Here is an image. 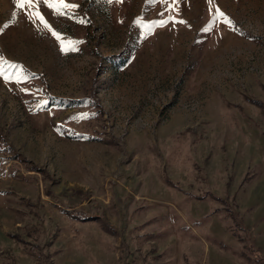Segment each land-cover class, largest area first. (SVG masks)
Listing matches in <instances>:
<instances>
[{"label":"rangeland","instance_id":"1","mask_svg":"<svg viewBox=\"0 0 264 264\" xmlns=\"http://www.w3.org/2000/svg\"><path fill=\"white\" fill-rule=\"evenodd\" d=\"M66 2L0 0V264H253L264 0Z\"/></svg>","mask_w":264,"mask_h":264},{"label":"snow or ice","instance_id":"2","mask_svg":"<svg viewBox=\"0 0 264 264\" xmlns=\"http://www.w3.org/2000/svg\"><path fill=\"white\" fill-rule=\"evenodd\" d=\"M109 3H122L123 0H108ZM163 2L167 5L166 10L168 9H173V4L175 3V0H173L172 4L168 3V0H163ZM208 2L211 4L213 0H208ZM14 3L17 8L23 9L25 6L28 7L29 13H28V18L30 20H38L40 24L43 26L45 30L51 33V35L60 42V50L62 52L64 51H69V50H76L75 49V44L79 42H74L71 40L64 41L61 39L60 35L52 29V27L49 25V23L45 20L44 16L41 14L39 11V5H44L48 9L52 10L53 14L58 15V16H63L65 15V9H75L78 7L77 5L74 4H69L66 2V0H14ZM15 15V14H14ZM224 17V13L220 12V10L217 8L215 11V16L214 18H220ZM169 21H172L174 24L175 23H186L185 21H176L175 17L168 16L167 19H162L156 23V26L163 27L165 26ZM82 22V21H81ZM225 22L231 25V21H228L227 18H225ZM8 25H5L4 27L6 28ZM152 25H145V28L151 30ZM208 29H205L207 31ZM2 31V29H0ZM7 63V61L4 60L2 56H0V64ZM12 67H16V65H12ZM33 74H25L23 72H19L13 75H3L2 69H0V76L5 81L8 80H13L16 83H20L21 81H26L28 80ZM22 91H27V89H21ZM81 118H87L86 116L82 117H77V119Z\"/></svg>","mask_w":264,"mask_h":264},{"label":"trees","instance_id":"3","mask_svg":"<svg viewBox=\"0 0 264 264\" xmlns=\"http://www.w3.org/2000/svg\"><path fill=\"white\" fill-rule=\"evenodd\" d=\"M232 211H234V210H232ZM66 212H68L71 216L75 215L74 210H68V211L66 210ZM234 216H236V215H234ZM246 246H247L248 251L250 252V256H248V257H250V259L253 260V264H264V255L260 254V252L258 250L259 248L253 244V241L247 240ZM33 264H38L36 259H34Z\"/></svg>","mask_w":264,"mask_h":264}]
</instances>
